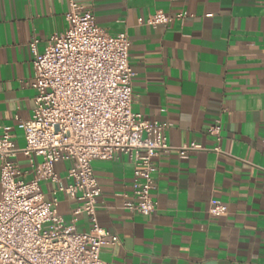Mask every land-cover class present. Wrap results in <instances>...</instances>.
Listing matches in <instances>:
<instances>
[{"label":"crops","instance_id":"crops-1","mask_svg":"<svg viewBox=\"0 0 264 264\" xmlns=\"http://www.w3.org/2000/svg\"><path fill=\"white\" fill-rule=\"evenodd\" d=\"M94 11L97 24L115 35L127 32L133 78V111L171 124L170 142H196L202 150L157 159L150 215L123 207L132 198L134 165L126 155L95 160L102 189L98 220L118 234L120 245H104L111 264H264V0H77ZM68 0H0V137L10 127L17 148L26 145L21 122L32 117L35 91L30 41L42 50L64 32ZM157 11L184 20L140 23ZM211 14L210 16H208ZM218 120L222 140L208 130ZM220 146L221 151L215 149ZM33 160L19 152L25 178ZM72 162L56 164L64 185ZM56 184L43 182L48 200ZM2 186L0 183V196ZM67 221L78 205L59 192ZM213 204L228 206L213 216ZM77 227L89 231L86 215Z\"/></svg>","mask_w":264,"mask_h":264},{"label":"built area","instance_id":"built-area-1","mask_svg":"<svg viewBox=\"0 0 264 264\" xmlns=\"http://www.w3.org/2000/svg\"><path fill=\"white\" fill-rule=\"evenodd\" d=\"M68 3L65 31L53 34L42 50L39 38L30 41L34 76L28 85L35 91V108L32 117L21 122L25 147H16L10 127L0 137V264H111L101 259V249L120 245L122 239L99 223L102 189L93 162L128 156L134 165L133 194L123 207L150 215L158 207L152 195L157 159L173 151L185 158L204 149L196 142L173 145L169 122L133 111L136 72L128 33L112 35L97 24L93 10L77 0ZM188 16L157 11L139 22L159 26ZM208 132L220 142L221 121ZM215 150L220 152V146ZM19 152L41 158L37 164L31 160L30 180L16 161ZM67 161L72 162L67 169L70 183L64 185L56 164ZM43 182L56 184L50 200ZM59 192L78 204L70 221L59 213ZM227 211L223 204L209 210L213 216ZM79 215L89 218V231L78 229Z\"/></svg>","mask_w":264,"mask_h":264}]
</instances>
